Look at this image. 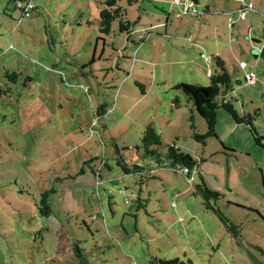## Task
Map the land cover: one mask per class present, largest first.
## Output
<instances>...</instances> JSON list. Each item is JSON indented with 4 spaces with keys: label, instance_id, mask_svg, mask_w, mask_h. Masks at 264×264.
<instances>
[{
    "label": "rangeland",
    "instance_id": "374dc122",
    "mask_svg": "<svg viewBox=\"0 0 264 264\" xmlns=\"http://www.w3.org/2000/svg\"><path fill=\"white\" fill-rule=\"evenodd\" d=\"M105 2L32 0L25 16L0 0V264H264V139L220 109L217 137L196 141L191 106L173 89L209 84L200 52L214 69L212 39L233 80L226 98L264 135V0H199L209 13L170 14L174 38L165 37L170 0H118L125 20L112 21L102 42ZM250 2L230 27L229 14ZM148 123L160 152L176 144L197 162L188 174L144 155ZM195 126L206 129L198 114ZM202 180L220 192L217 205L237 235L205 208L196 193ZM45 191L48 215L38 207Z\"/></svg>",
    "mask_w": 264,
    "mask_h": 264
},
{
    "label": "trees",
    "instance_id": "16d2710c",
    "mask_svg": "<svg viewBox=\"0 0 264 264\" xmlns=\"http://www.w3.org/2000/svg\"><path fill=\"white\" fill-rule=\"evenodd\" d=\"M17 8H19L22 11V14L27 16L30 13L31 8L26 9L25 5L28 3H32V0H12ZM194 3V7L197 10L196 14H193L190 10L188 12L191 14L194 18H197L202 12L198 10L196 7V4L199 2V0H191ZM18 3L22 4V6L18 5ZM106 7L103 8L100 11L99 14V36L97 37V40H100L104 42V37L110 34V25L111 22L114 20L123 21L125 20V10L124 8L118 3V0H106ZM33 4V3H32ZM182 9V7H181ZM180 9V10H181ZM203 11L205 12H209ZM247 8L246 3L242 4L240 8L237 11L230 13L229 16H232V23L234 24V14H238V19H241L240 14L244 11L245 16L247 14ZM126 24L129 23L126 20ZM232 24V25H233ZM230 25V27L232 26ZM129 26V25H128ZM125 28L121 24L120 25V31H123ZM145 37V36H144ZM144 37L142 39H139V42H142L144 40ZM205 54V53H204ZM206 55V54H205ZM201 57V53H200ZM203 60L204 58L201 57ZM214 69H212V66H210L211 60H209V63L206 62V66H209L212 69V75L209 77V84L208 85H202V84H194V83H177L174 85L173 89L179 91L186 103H189L191 106V109H189V124H190V130L192 133V137L201 143H205V139L208 137H217L216 133V122H217V114L218 110L223 109L228 114H230L233 118V120L237 124H244L247 126L251 132L256 137V140L264 139V135H257V130L253 126V115L251 113L243 112L242 114H239L238 111L234 108L231 98L227 99L226 94L228 91H232V85L233 80L231 78V75L229 73L228 68L226 67L225 62L218 56H214ZM244 69V68H243ZM206 74V73H205ZM208 77V76H207ZM245 79V77H244ZM1 93V89H0ZM173 99V104L175 107H178L180 105L179 97ZM195 114H198L199 118L204 120L206 129L203 133H200L198 128L195 126ZM161 144L160 141V135L156 131V129L153 127L151 123H148L142 132L141 137V148L143 149L144 155L149 156L151 159H153L158 165H162L165 163H168V167L174 168L176 170V165L181 164L183 167L187 168L188 172L189 170L197 164V162L187 153L182 152L180 148L176 144L169 145L166 152L162 153L159 151V146ZM225 150H229L225 147H223ZM126 172H131V170L135 173H137L141 178H148L151 177L150 174L146 173L144 168H141L137 165L131 164L123 165ZM152 170V167H150V171ZM95 172V171H94ZM80 173H83V169H81ZM99 174V172H98ZM97 174V176H99ZM188 174V173H187ZM196 193L200 194L205 208L207 210L212 211L214 214H216L219 219L223 222L225 227L234 235H237L238 233V226L230 219L228 218L221 208L217 205V202L221 196L219 191L210 189L206 183L202 180L201 183L197 186ZM49 192L45 191L41 194L40 203L38 204V207L43 215L50 214L51 208H50V202H49ZM238 207H240L238 205ZM242 207V206H241ZM157 264H191L190 260H182L179 258H173V259H158Z\"/></svg>",
    "mask_w": 264,
    "mask_h": 264
},
{
    "label": "crops",
    "instance_id": "0c3cea01",
    "mask_svg": "<svg viewBox=\"0 0 264 264\" xmlns=\"http://www.w3.org/2000/svg\"><path fill=\"white\" fill-rule=\"evenodd\" d=\"M253 6V5H252ZM181 7H182V3H177V2H174L173 0H170V2H168L167 3V10H165V14H167L166 15V17H165V37L166 38H174V37H177L178 35H176V34H173V32L172 31H170V30H168V28H167V24H168V21H169V16H170V14L172 13V12H175V13H177L180 9H181ZM199 10V9H198ZM201 12H203V11H205V9L204 10H200ZM206 11H210L209 10V8L207 7V10ZM206 13H209V12H206ZM206 13H204V14H206ZM197 19V18H196ZM128 22V21H127ZM129 23V22H128ZM129 25V24H128ZM203 28H201L200 30H202ZM193 31H195V29H193ZM193 31H190V33H189V36H190V39H191V42L192 43H194V44H192L191 43V46L192 47H194V46H198L199 45V42L198 41H193L194 40V35H193ZM145 36V35H144ZM202 36H208L207 34L206 35H200L199 37H202ZM184 37H185V35H184ZM165 38V39H166ZM199 39H202V38H199ZM206 38H204V40H205ZM144 40H145V37H144ZM143 40V41H144ZM162 40H164V39H158V38H156V40H155V42H157L158 41V46H159V49L157 50L159 53H161V52H163V54L164 53H166V51H162L161 50V44H162ZM207 40H209V43H215V45H216V47H214V50H212V52H214L215 53V56H218V57H220L224 62H225V60H224V58L222 57V55L223 54H221V52H219V50H220V48H219V44L217 43V42H213L212 41V39H207ZM142 41V42H143ZM152 44H153V42H152ZM194 45V46H193ZM210 46V45H209ZM174 52H177V48L176 49H174L173 50ZM261 51V49L259 50V52ZM200 53H203V52H200ZM225 64H226V62H225ZM246 67V66H245ZM250 72H252L253 73V71H249L248 73H250ZM253 75H255V74H253ZM255 77V76H254ZM237 82L238 83H240L241 81L240 80H237ZM71 243L72 242H67L66 243V245H65V248H64V251H67V252H69L71 249H72V247H71Z\"/></svg>",
    "mask_w": 264,
    "mask_h": 264
},
{
    "label": "built area",
    "instance_id": "2783aa9c",
    "mask_svg": "<svg viewBox=\"0 0 264 264\" xmlns=\"http://www.w3.org/2000/svg\"><path fill=\"white\" fill-rule=\"evenodd\" d=\"M176 2H179V3H182V9L179 10L177 13H176V16H180L181 14L183 13H186L188 12V10H190L193 14H196L197 13V10L195 9L194 7V3L191 1V0H174ZM18 5L22 6V4L18 3ZM247 5V8L251 9L252 8V3H246ZM33 6L32 3H28L25 5V8L28 9V8H31ZM240 17L241 19H243L245 17V12L243 11L241 14H240ZM228 21H229V24L232 25V16H229L228 17ZM144 33H141L139 35V39H142L144 37ZM201 57L204 58V60L209 63V60H210V57H208L207 55H205L204 53H201ZM246 64L244 62H241L240 63V67L243 69L245 68ZM205 73H206V76L210 77L212 75V69L207 66L205 68ZM245 81L246 83H252L254 81V75L252 72L248 73L246 72L245 73ZM180 171L184 174H187L188 173V170L187 168L183 167L180 169ZM122 193H124V191H122ZM127 201V199H126Z\"/></svg>",
    "mask_w": 264,
    "mask_h": 264
},
{
    "label": "water",
    "instance_id": "95a60500",
    "mask_svg": "<svg viewBox=\"0 0 264 264\" xmlns=\"http://www.w3.org/2000/svg\"><path fill=\"white\" fill-rule=\"evenodd\" d=\"M263 113H264V108H263Z\"/></svg>",
    "mask_w": 264,
    "mask_h": 264
}]
</instances>
